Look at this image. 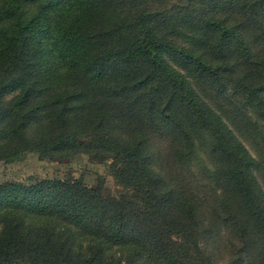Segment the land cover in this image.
<instances>
[{
	"label": "trees",
	"instance_id": "obj_1",
	"mask_svg": "<svg viewBox=\"0 0 264 264\" xmlns=\"http://www.w3.org/2000/svg\"><path fill=\"white\" fill-rule=\"evenodd\" d=\"M155 1L0 0V157L86 154L135 194L101 177L1 184L0 264H217L198 207L152 164L156 116L189 153L200 141L238 197L228 264H264L258 162L236 133L264 142V0H221L215 14Z\"/></svg>",
	"mask_w": 264,
	"mask_h": 264
},
{
	"label": "rangeland",
	"instance_id": "obj_2",
	"mask_svg": "<svg viewBox=\"0 0 264 264\" xmlns=\"http://www.w3.org/2000/svg\"><path fill=\"white\" fill-rule=\"evenodd\" d=\"M187 2L185 0H157L150 6L165 7L167 10L180 14L185 11L190 13L197 11L200 14L203 10L214 12L220 7L225 9L221 5V0H188ZM204 3L205 8L203 9ZM117 14L116 12L108 13L106 15L108 21L113 20ZM231 17L235 18L232 15ZM200 93L212 106L228 107L222 95L215 97L211 88L204 86ZM12 97L13 94H10L6 100H11ZM45 120L43 115L39 116L31 124V129L41 128L46 123ZM134 121L138 122V120L132 122ZM162 124L156 116V119L149 123V128H144L152 164L177 190L181 198H187L198 207L197 216L203 228L204 243L212 250L217 264H228L235 258V252L240 244L228 215V210H234L240 206L238 197L218 176L212 160H209L204 147L200 146V141L197 143L196 151L189 153L187 144L178 140L177 135L168 132ZM236 133L258 162L256 176L264 193V142L260 137L253 138L240 130H236ZM68 176L82 178L84 182L91 185L96 184V179L101 177L107 193L122 194L134 199V193L127 192L114 183L104 164L93 162L86 154L40 156L37 152L21 151L9 157H0V185L3 183L29 184L42 178ZM218 178L219 180H216ZM226 204L230 207H226Z\"/></svg>",
	"mask_w": 264,
	"mask_h": 264
}]
</instances>
